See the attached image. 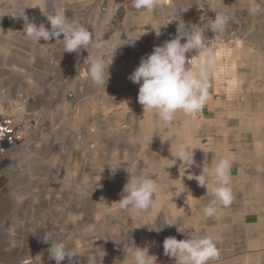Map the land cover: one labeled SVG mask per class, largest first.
I'll return each instance as SVG.
<instances>
[{
    "label": "rangeland",
    "instance_id": "obj_1",
    "mask_svg": "<svg viewBox=\"0 0 264 264\" xmlns=\"http://www.w3.org/2000/svg\"><path fill=\"white\" fill-rule=\"evenodd\" d=\"M251 1L240 7L230 6L231 0H156L154 8L146 11L128 6L120 9L119 1L104 5L103 0H0V93L9 95V98L0 99V111L33 122L34 130L30 133L26 149L37 158L34 181H31L33 196L26 200V207L20 215L22 219L26 215L27 227L16 224L13 232L0 240V264H56L50 258V247L55 246L51 236L60 237L63 233L53 223L57 220L61 225L63 211H68L72 203L83 207L85 218L89 219L82 216L79 224H74V228L80 231L71 229L73 235L67 236L68 244L63 242L73 254L71 264H100L101 260L102 264H119L118 260L123 259L124 246L130 247L135 243L140 247L148 246L150 251H160L166 237L182 240V234L177 231L180 227L178 222L184 216L180 207L172 215L171 202H165L157 215H153L154 207L144 215H135L116 203L128 181V172L133 175L155 174L153 179L162 178L164 182L163 174L173 159L170 151L175 152L176 125L152 123L151 136L141 137L145 124L138 123L142 109L137 99L139 85L131 82L129 75L124 76L117 70L121 66H131L120 53L121 49L133 45L117 49L106 88H97L91 82L87 57L89 53L92 56L96 54V42L129 43L142 34L134 45L143 44L152 52L154 46L177 34L179 20L186 26H202L207 19H214L217 12L224 13L229 18L224 29L214 32L209 29L205 35L213 51L226 55L223 58L226 66L236 58L239 68L245 71L243 82L256 85L257 90H243L240 94L248 95L250 114L263 115L264 0H259L254 6ZM57 11L65 12L70 19L94 33L95 41L89 53L87 50L63 52L59 41L39 42L23 32L26 20L37 26L44 24L50 30L44 14ZM159 27L161 35L157 37L153 29ZM235 37L251 50L249 57L238 49ZM101 51L109 56L113 54L111 49ZM147 55L142 51V56ZM228 81L230 87H237L240 77H226L220 82L213 74L209 82L223 85ZM128 95H134V98L124 105ZM115 98H121L123 102L119 104V111L111 110L106 115L101 113L102 104L115 102ZM192 116L191 120L199 121L195 113ZM196 138L210 148L207 138L201 140L198 132ZM87 152L91 157L86 155ZM57 159L58 167L53 165ZM208 159L210 164L212 157ZM101 160L106 162L103 164ZM109 161L121 163L124 170H115L107 164ZM75 162L84 166V172H76L74 185L70 187L61 171H75ZM9 182H1L4 189L0 198V223L16 207L8 197L11 192L7 187ZM100 190L101 194L98 193ZM57 192L58 197L55 195ZM183 194L181 189L179 196ZM204 195L206 192L200 200L203 201ZM153 199L156 203L157 197ZM195 205L198 206L197 203ZM157 216L158 224L163 218L169 220V217L177 224L166 226L159 233L149 231L145 225L151 224ZM99 224L110 226L109 230L106 229V236L109 241H114L107 243L109 246L100 243ZM75 240L82 241L81 250H76ZM171 259L167 257L169 263ZM223 262L216 260L211 264ZM258 263L262 264L261 258ZM61 264H69V259L66 257Z\"/></svg>",
    "mask_w": 264,
    "mask_h": 264
},
{
    "label": "clouds",
    "instance_id": "obj_2",
    "mask_svg": "<svg viewBox=\"0 0 264 264\" xmlns=\"http://www.w3.org/2000/svg\"><path fill=\"white\" fill-rule=\"evenodd\" d=\"M154 6L155 0H134L136 10L150 11ZM44 15L51 26L50 30L44 24L37 26L26 20L23 32L28 37H34L39 42L55 39V42L62 44L63 52L79 53L87 50L89 53V48L95 41L92 31L70 19L65 12ZM179 21L177 34L161 45L154 46L152 52L141 58L139 65L128 77L131 82L139 85L137 99L143 111L154 114L158 122L165 126L174 125L178 113L191 116L201 111L210 99L209 81L218 70V64L217 53L211 48L205 33L209 29L213 32L223 30L229 18L226 14L217 12L214 19H207L202 26H186L182 20ZM160 28L153 29L157 37L161 35ZM140 37L129 43L96 42V54L92 56L89 53L87 57V70L91 82L97 88H106L117 49L134 45ZM102 49H111L113 54L106 55ZM186 132L185 124H176L175 152L170 151L173 159L180 161V166H185V170L195 164V149L189 146ZM232 163L233 160L223 154H214L211 163H205L199 175H188V179L196 180L200 187L206 189L205 196L210 194L211 198L201 207L203 217H213L220 207L229 206L233 202L230 175ZM128 173L129 178L123 187L121 199L116 203L122 209H132L137 215H144L150 207H155L153 198L161 191V186L157 179L152 178L155 174ZM182 178L179 179L186 189ZM157 218L158 216L151 224L145 225L149 231L159 233L166 226L177 224L170 222L171 217L167 221L163 218L158 224ZM177 231L181 234L187 231V238L178 240L170 236L163 241L164 254L172 258L174 264H209L218 257L216 240L211 234L198 235L181 227ZM49 251L50 258L56 264H61L66 257L71 264L74 258L71 250L63 243H56ZM123 253V259L118 260L119 264H158L157 256L150 254L148 246L140 247L134 243L130 247L124 246Z\"/></svg>",
    "mask_w": 264,
    "mask_h": 264
},
{
    "label": "crops",
    "instance_id": "obj_3",
    "mask_svg": "<svg viewBox=\"0 0 264 264\" xmlns=\"http://www.w3.org/2000/svg\"><path fill=\"white\" fill-rule=\"evenodd\" d=\"M225 56L223 52L217 54L218 70L214 73V76L220 82L225 80L226 77H241V83L235 90L229 91V81L223 85L209 82L210 99L201 111L195 113L199 121L191 120L194 133H192L190 140L192 148L205 157L204 160L198 159L197 157H200V155L194 154L196 156L195 166L198 168L202 169L203 165L209 161L208 157L213 158L214 154H223L233 160L230 170L233 202L229 206L220 207L217 215L207 218L203 217L201 207L211 198L210 194L208 196L204 195L202 201L200 200L201 195L206 192V189H203L204 191L199 190L198 193L194 192L193 201H184L182 196H179L180 190L182 189L183 191L184 188L181 181H174L172 178L174 176V167H172L173 161L171 160L166 171L169 174L168 179L166 176L164 182H159L162 191L156 195L157 202L155 205L159 203L158 197L161 192H164L165 195L170 194V196L156 209V213L153 215L159 214V210L165 202H175L184 213V216L178 222L182 229L198 235L211 234L215 238L219 255L213 261H224L221 264H259L258 261L261 258L262 264H264V114H250L248 95L240 94V92L243 90L246 92L257 90L256 85L253 83L245 84L243 82L245 71L239 68L236 58L232 59L229 66H226L223 61ZM121 69L128 70L131 73L134 71L132 65L128 68L121 66L117 70L120 72ZM251 87L253 89H250ZM6 98H9V95L5 96L0 93V99ZM104 107H106L105 103L101 106V113L103 114L105 112ZM106 108L108 109V114L112 109ZM113 110L118 111L116 108ZM191 118L194 117L191 115ZM198 123L199 127H197ZM197 132L201 140L206 138L209 140L210 148L205 147L196 138ZM13 158L18 163L8 169L10 173L7 177L10 182L7 187L11 189L8 195L9 200H13L16 207L0 223V240L7 238V235L13 232L16 224L27 227L26 215H24L23 219L20 218V215L23 214L26 207V200L31 199L33 196L32 187L34 185L31 184V181H34L32 177L37 163L36 156L29 149H24L23 152L17 153L16 157ZM101 162L104 164L106 160H101ZM117 163H112V161L107 162L111 166ZM53 165L58 167V159L55 160ZM114 169L123 170L115 167ZM74 170L72 172L67 171L66 173L61 171L64 180L71 185L70 187L74 185L76 172H84V166L81 167L75 162ZM15 172H18V174L14 176ZM117 190H119V187ZM183 193L185 192L183 191ZM58 194L59 192L55 195L58 197ZM71 201L73 200L70 199L69 202ZM196 203L198 206L195 205ZM128 210L135 213L132 209ZM63 212V218L60 221L61 225H58L57 220L53 223L54 226H59L60 233H63L62 235L60 234V237L51 236L52 240L55 241L54 244L58 242L68 244L67 236L73 235V231H80L77 227L74 228V224H79L78 221L82 220V216L85 218L83 207H79L73 203L70 205L68 211L65 210ZM74 212L75 214L72 215ZM170 213L172 215L175 213L172 207ZM85 219L89 218L86 217ZM173 221L170 222L174 223ZM80 224L82 226V222ZM38 225L44 227L42 224ZM38 225L36 226L38 227ZM71 229L73 230L72 232ZM160 237L162 238L161 235ZM181 237L182 240L186 239L187 231ZM77 241L80 240H75L76 244ZM160 244L162 245V243ZM77 246L76 250H81V245ZM151 252L152 254H157L158 264H174L173 259L170 260L171 263L167 260L168 256L164 254L163 246H160V251L155 250ZM159 261L161 262L159 263ZM213 261H210L209 264Z\"/></svg>",
    "mask_w": 264,
    "mask_h": 264
},
{
    "label": "bare ground",
    "instance_id": "obj_4",
    "mask_svg": "<svg viewBox=\"0 0 264 264\" xmlns=\"http://www.w3.org/2000/svg\"><path fill=\"white\" fill-rule=\"evenodd\" d=\"M247 1L248 0H240V1H234V0H231V2H230V6H233V5H235V6H240V7H245L246 5H247ZM261 1V0H260ZM259 0H252L251 1V5L252 6H254L256 3H258V2H260ZM264 2V1H263ZM226 4H229V2L228 3H226ZM150 14H151V12H150ZM201 19H202V16L200 17ZM232 19V18H231ZM235 40H236V43H237V45H238V49L241 51V52H243L245 55H246V57H249V55H250V53H251V50L248 48V47H245V46H243L244 44H243V41H241V40H239L237 37H235L234 38ZM221 51H219V53H220ZM130 65H132V66H136V64H134V61L132 60V63L130 64ZM231 67V66H230ZM135 69V68H134ZM236 70V69H235ZM235 72V71H234ZM233 72V73H234ZM120 73H122V74H124V76H128V75H130L131 74V72L130 71H125V70H123V69H121V71H120ZM243 79V78H242ZM240 83H241V77H240V81H239V83H238V85H240ZM236 89V87H230L229 88V91H233V90H235ZM250 89H253L252 87L250 88ZM3 95V94H2ZM133 98H134V95H128V98H127V100L125 101V103H123L122 102V100H121V98L119 99V98H115V102H113V101H107V102H105L106 103V107H109V108H111L112 110L113 109H117L118 111H119V104H121V103H123L124 105H126V104H129V102H131L132 100H133ZM115 105H116V107H115ZM113 106V107H112ZM106 107H104L103 109H104V114L106 115L107 114V112H108V109L106 108ZM122 109V108H121ZM140 113L141 114H139L140 116H139V122L138 123H140V124H145V128H144V130H143V132H142V134H141V137L144 139V138H148V137H150L151 136V134H152V130H153V127H152V123H159L158 122V120H157V118L154 116V114H152V113H150V112H144L143 111V107H142V109H140ZM140 117H142V118H140ZM179 119L181 120L180 121V123L179 124H185L186 125V128H187V132H186V139H187V142H188V144H189V146L192 148V143H191V140H190V137H191V135H192V133H194V131H193V127H192V123H191V119H190V116H186V115H184L183 113H178L177 114V117H176V122H175V125L178 123L177 121H179ZM259 125V124H258ZM93 129V128H92ZM160 144H164V142H161ZM159 144V145H160ZM88 151V150H87ZM172 153H174V152H172ZM87 154H88V157L90 156V152H87ZM194 154H199L198 152H196V150H194ZM200 155V157H197L198 159H202V160H204V155H201V154H199ZM27 156V155H26ZM91 157V156H90ZM194 160H195V164H196V156H194ZM103 161V160H102ZM172 161H173V164H172V167H174L173 168V172H174V176L172 177L173 179H174V181H181V179H179V178H182V180H183V183L185 184V186H186V189L185 188H183V191L186 193H184L183 194V196H182V199H184V201H188V202H191V201H193L194 200V195H195V193H198L199 192V190H201V191H204L205 190V188H203V187H200L199 185H198V183H197V181L196 180H194V179H192V180H190V179H188V175H191V174H194V175H199L200 174V172H201V168H198L197 166H195V164L190 168V169H187V170H185V166H180V161L178 162H175V159H172ZM114 164H112V166H113ZM114 167L115 168H117V169H123L124 170V168H122V166H121V163H117L116 165H114ZM169 174H168V172H166V173H164L163 174V176H165V178H166V176H167V179H168V176ZM165 178L163 179V180H165ZM158 180V182H160L161 183V181H162V178H159V179H157ZM172 180V179H171ZM172 182V181H171ZM204 189V190H203ZM162 191V190H161ZM195 192V193H194ZM98 193H102V190H100V192H98ZM172 193V192H171ZM173 194V193H172ZM170 196V194L169 195H165V193L164 192H161L160 194H159V203L158 204H156L155 205V207H154V209H153V214H155L156 213V209L159 207V206H161V204L164 202V201H166V198H168ZM179 206H180V204H179ZM171 207H172V209L173 210H176V208H178V204L177 203H175V202H173V203H171ZM81 210H82V208H81ZM150 212V211H149ZM174 212V211H173ZM186 218V217H185ZM184 218V219H185ZM186 221V220H185ZM174 222V221H173ZM82 227V226H81ZM110 226L109 225H101V224H99V227H98V230L100 231V243L103 245L104 243H109V242H112V241H114V239L112 240V241H109L108 239H104V238H107V236H106V233H107V231H106V229H110L109 228ZM104 239V240H103ZM80 244H81V242H77V245H79L80 246ZM151 244V243H150ZM109 246V245H108ZM145 246V245H144ZM144 246H142V247H144ZM122 252V251H121ZM150 254H152V252L150 251ZM161 258V257H160ZM161 262V261H160ZM159 262V263H160ZM163 264V263H162Z\"/></svg>",
    "mask_w": 264,
    "mask_h": 264
},
{
    "label": "built area",
    "instance_id": "obj_5",
    "mask_svg": "<svg viewBox=\"0 0 264 264\" xmlns=\"http://www.w3.org/2000/svg\"><path fill=\"white\" fill-rule=\"evenodd\" d=\"M111 1H119L120 9L127 8V6L129 8L134 7V0H103L104 5H108ZM142 51H146L147 54L151 53L150 50L145 49L143 44H136L128 49H121L120 54L129 63H132L134 59V64L138 66L141 58L145 57L142 56ZM83 73L85 74V71ZM32 123L23 118H18L0 111V198L4 189L1 186V182L8 181L7 176L10 173L8 172L9 167L15 165V162L17 164L16 159L13 157H16L17 153H21L26 149L30 133L34 130Z\"/></svg>",
    "mask_w": 264,
    "mask_h": 264
}]
</instances>
